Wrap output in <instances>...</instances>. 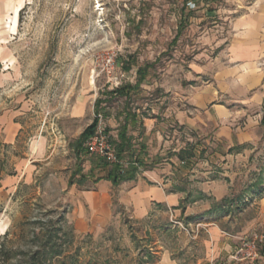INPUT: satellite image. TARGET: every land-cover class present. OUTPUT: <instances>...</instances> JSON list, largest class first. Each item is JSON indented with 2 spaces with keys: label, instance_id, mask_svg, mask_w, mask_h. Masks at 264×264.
<instances>
[{
  "label": "rangeland",
  "instance_id": "374dc122",
  "mask_svg": "<svg viewBox=\"0 0 264 264\" xmlns=\"http://www.w3.org/2000/svg\"><path fill=\"white\" fill-rule=\"evenodd\" d=\"M14 3L0 0V236L8 233L7 245L32 246L40 224L52 232L48 220L73 209L67 185L76 164L72 144L92 122L98 98L105 100L99 126L116 135L124 98L108 92L135 83L136 67L121 69L132 55L138 66L153 67L129 107L157 116L162 151L152 162L177 168L169 176L184 191V211L152 205L147 216L134 218L113 196L112 219L103 228L79 233L71 221L62 223L55 237L62 253L49 264H153L158 246L171 249L181 264H194L197 257L212 258L208 229L214 225L229 235L234 252L241 237L262 235L261 251L264 0H16L9 21ZM182 12L191 16L174 42ZM207 83L217 89L215 103L230 109L231 140L218 137L217 123L198 107ZM180 113L194 122L180 124ZM132 132L138 136L144 127L137 123ZM150 144L154 157L160 144ZM182 148L194 154L185 163L175 155ZM258 182L263 190L255 194ZM236 195L249 200L242 211L210 213ZM190 215L194 219L186 220ZM217 260L248 264L228 254Z\"/></svg>",
  "mask_w": 264,
  "mask_h": 264
},
{
  "label": "crops",
  "instance_id": "0c3cea01",
  "mask_svg": "<svg viewBox=\"0 0 264 264\" xmlns=\"http://www.w3.org/2000/svg\"><path fill=\"white\" fill-rule=\"evenodd\" d=\"M217 95V89L207 83L199 95L198 107L203 110L204 114L209 116L208 119L210 118L217 123L218 128L216 135L224 140H231L233 137L232 129L226 125L228 122L227 119L231 116V112L230 109L223 104L215 103ZM184 115L185 114L180 113L176 116L180 124H192L194 122L193 118ZM155 117L157 116L145 118L138 114V118L142 122L141 124L139 122V124L144 127V132L138 136H134V132L130 133L135 138L134 142L136 143V147H138L139 144L145 146V153L142 154L141 157L147 164L153 163L152 161H158L157 152L160 150L162 143V140H160L162 128L155 122ZM157 139L160 146L153 152V157L151 156L150 150H147V148L152 146V144H150L151 141ZM148 145L150 146L148 147ZM90 155L92 154L88 153V155H84L82 158L84 159V157H89ZM170 161L173 162L171 159ZM154 165L155 164H153L152 167L140 170L134 179L124 181L117 186L112 185L108 180L101 179L96 183H92L94 185L93 190L80 191L76 188L77 183L69 185L67 181V185L70 187V201L73 204V209L66 215V219L71 221L74 230L79 233L93 232L101 229L112 219L113 196H115L116 202L120 204L121 208L129 210L134 218H143L147 216L148 213L153 210L152 205L160 207L159 211L162 212H168V210H174V212L178 211L179 208H177V206L180 200L184 198V191L183 189L175 187V184L172 183V177L169 176L170 174H174L177 168L170 166V164H168V166L171 168H168L166 166L167 164H162L160 167H158L157 164ZM88 169L84 170L83 168L85 172L88 171ZM84 204L88 205L90 209L89 212L85 213L82 207ZM208 232L211 236V248L208 247L207 249H211L209 251H211L212 258L210 259L208 255L207 258L197 257L193 261L194 264H218L217 259L220 255L225 256L228 254V257L229 255L231 257L234 252L233 249L236 248L229 243V235L221 231L217 225L210 227ZM157 249L158 250L155 252L159 254V257L153 264H181L180 261L174 257V252L171 249H166L162 246H158ZM214 257L215 260H213ZM228 264L237 263L229 261Z\"/></svg>",
  "mask_w": 264,
  "mask_h": 264
},
{
  "label": "trees",
  "instance_id": "16d2710c",
  "mask_svg": "<svg viewBox=\"0 0 264 264\" xmlns=\"http://www.w3.org/2000/svg\"><path fill=\"white\" fill-rule=\"evenodd\" d=\"M190 16V14H184L183 12L179 16L178 30L174 42L186 26ZM134 67H136L135 83L127 82L108 92L110 96L124 98L123 107L119 114L123 118L119 122L116 135H109V129L104 128L105 133L109 135V142L114 147L116 161L109 163L105 158L92 154L88 158L90 161L88 171L85 172L82 167V156L88 155L85 144L95 134L99 125V115L104 112V107L101 104L105 100L98 98L94 103L92 122L83 129L72 144L76 164L68 180L69 185L74 183L81 185L87 181L96 183L101 179H105L110 181L112 185L117 186L124 181L134 179L140 170L153 166V163L147 164L141 157L145 153V146L139 144L136 147L135 138L129 133L137 123H142L138 118L137 112L131 110L129 107L132 92L141 90V84L145 81L149 74V69L153 67V63L138 66L132 55L121 60V69L124 72H129ZM175 155L177 160L182 163L189 161L194 156L193 151L187 152L186 148L180 149ZM75 177H77V180H75ZM260 183L258 182L253 186L255 194H260L263 190ZM248 202L249 200L246 202L241 201L238 195H236L233 198H224L220 202L215 203L209 211L210 213H218L219 217H224L231 215L233 212L242 211ZM113 203L114 205L117 204L115 200ZM177 208L183 212L185 207L180 203ZM194 217L193 215L187 216L186 220H192ZM48 222L54 230L48 232L44 229L46 223L40 224V228L34 234L35 240L32 241L33 245L26 248L9 247L5 241L8 235L7 232L3 236H0V264H49L52 258L59 256L62 253V249L57 246L55 237H57L59 232L63 231L62 223H67V220L64 214H59L55 220H48ZM185 223L187 224V221ZM260 254H264V242Z\"/></svg>",
  "mask_w": 264,
  "mask_h": 264
},
{
  "label": "built area",
  "instance_id": "2783aa9c",
  "mask_svg": "<svg viewBox=\"0 0 264 264\" xmlns=\"http://www.w3.org/2000/svg\"><path fill=\"white\" fill-rule=\"evenodd\" d=\"M85 146L89 154L103 157L109 163L116 161L114 147L109 142V135L99 125L95 134L86 142ZM262 241L263 236L258 234L241 237L239 246L231 257L240 261L244 260L248 264H258L261 256L259 244Z\"/></svg>",
  "mask_w": 264,
  "mask_h": 264
},
{
  "label": "bare ground",
  "instance_id": "6f19581e",
  "mask_svg": "<svg viewBox=\"0 0 264 264\" xmlns=\"http://www.w3.org/2000/svg\"><path fill=\"white\" fill-rule=\"evenodd\" d=\"M11 10H12V12H10L11 14L9 16V21L13 19V14L15 13V10H16V0H15V3L13 4V6L11 7Z\"/></svg>",
  "mask_w": 264,
  "mask_h": 264
}]
</instances>
